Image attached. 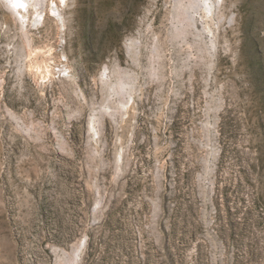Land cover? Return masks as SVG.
Returning a JSON list of instances; mask_svg holds the SVG:
<instances>
[{"label":"rangeland","instance_id":"1","mask_svg":"<svg viewBox=\"0 0 264 264\" xmlns=\"http://www.w3.org/2000/svg\"><path fill=\"white\" fill-rule=\"evenodd\" d=\"M6 1L0 264H264V0Z\"/></svg>","mask_w":264,"mask_h":264},{"label":"bare ground","instance_id":"2","mask_svg":"<svg viewBox=\"0 0 264 264\" xmlns=\"http://www.w3.org/2000/svg\"><path fill=\"white\" fill-rule=\"evenodd\" d=\"M3 1L7 3L6 0H3ZM18 1H20V2L26 4V0H18ZM7 4H8V3H7ZM17 4H19V3H17ZM9 6H10V5H9ZM9 8L11 9L12 12L16 13L14 9H12L11 7H9ZM26 10L29 11V5H28V4H26ZM25 13H26V12L23 11L22 7H20V8H18V12L16 13V15L21 14V15L24 17V14H25Z\"/></svg>","mask_w":264,"mask_h":264}]
</instances>
